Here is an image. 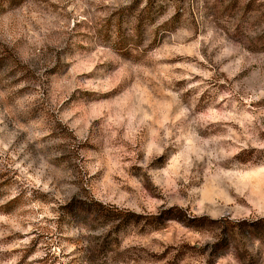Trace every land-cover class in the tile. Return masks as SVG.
Returning <instances> with one entry per match:
<instances>
[{"label": "rangeland", "instance_id": "obj_1", "mask_svg": "<svg viewBox=\"0 0 264 264\" xmlns=\"http://www.w3.org/2000/svg\"><path fill=\"white\" fill-rule=\"evenodd\" d=\"M260 218L264 0H0V264H264Z\"/></svg>", "mask_w": 264, "mask_h": 264}, {"label": "trees", "instance_id": "obj_2", "mask_svg": "<svg viewBox=\"0 0 264 264\" xmlns=\"http://www.w3.org/2000/svg\"><path fill=\"white\" fill-rule=\"evenodd\" d=\"M69 208H66V210ZM201 220V219H199ZM241 224H238L239 228L241 229ZM245 230V229H242ZM252 231L260 238V240L264 241V218H260L255 220L254 222H251L248 229L246 231ZM248 231V232H249Z\"/></svg>", "mask_w": 264, "mask_h": 264}]
</instances>
